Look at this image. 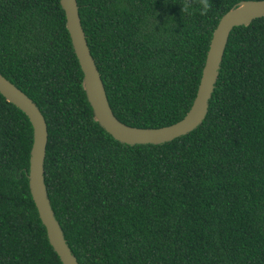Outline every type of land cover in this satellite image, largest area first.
Masks as SVG:
<instances>
[{
	"label": "trees",
	"instance_id": "obj_1",
	"mask_svg": "<svg viewBox=\"0 0 264 264\" xmlns=\"http://www.w3.org/2000/svg\"><path fill=\"white\" fill-rule=\"evenodd\" d=\"M242 1L77 0L114 117L181 120ZM0 73L46 119L44 184L79 264H264V17L232 30L202 125L163 145L94 121L60 0H0ZM32 131L0 94V264H62L28 189Z\"/></svg>",
	"mask_w": 264,
	"mask_h": 264
},
{
	"label": "water",
	"instance_id": "obj_2",
	"mask_svg": "<svg viewBox=\"0 0 264 264\" xmlns=\"http://www.w3.org/2000/svg\"><path fill=\"white\" fill-rule=\"evenodd\" d=\"M66 16V26L72 46L83 71V89L94 116V121L111 138L128 146L163 145L195 131L206 119L209 100L214 94L221 65L232 30L249 26L264 17V4L259 1H242L227 12L216 27L208 50L197 95L185 116L178 122L161 128H136L118 121L111 109L103 80L91 54L84 32L77 0H60ZM0 94L22 111L32 125V144L27 173L28 189L39 218L45 226L50 245L62 264H79L72 253L63 229L55 217L44 184V159L47 144V122L34 101L0 73Z\"/></svg>",
	"mask_w": 264,
	"mask_h": 264
},
{
	"label": "clouds",
	"instance_id": "obj_3",
	"mask_svg": "<svg viewBox=\"0 0 264 264\" xmlns=\"http://www.w3.org/2000/svg\"><path fill=\"white\" fill-rule=\"evenodd\" d=\"M259 2L261 3V4H264V0H259ZM207 4L206 3H203L202 4V7H201V9H200V14L201 15H204L206 12H207ZM191 107V106H190ZM185 116V115H184Z\"/></svg>",
	"mask_w": 264,
	"mask_h": 264
}]
</instances>
